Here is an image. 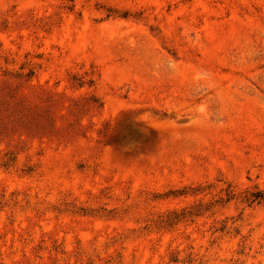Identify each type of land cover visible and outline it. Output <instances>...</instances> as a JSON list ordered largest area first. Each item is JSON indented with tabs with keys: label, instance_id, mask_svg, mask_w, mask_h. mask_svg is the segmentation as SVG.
Returning <instances> with one entry per match:
<instances>
[{
	"label": "rangeland",
	"instance_id": "obj_1",
	"mask_svg": "<svg viewBox=\"0 0 264 264\" xmlns=\"http://www.w3.org/2000/svg\"><path fill=\"white\" fill-rule=\"evenodd\" d=\"M0 264H264V0H0Z\"/></svg>",
	"mask_w": 264,
	"mask_h": 264
}]
</instances>
